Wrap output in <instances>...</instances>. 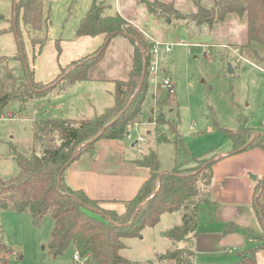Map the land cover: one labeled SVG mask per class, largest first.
Wrapping results in <instances>:
<instances>
[{"label": "trees", "instance_id": "trees-1", "mask_svg": "<svg viewBox=\"0 0 264 264\" xmlns=\"http://www.w3.org/2000/svg\"><path fill=\"white\" fill-rule=\"evenodd\" d=\"M14 22V34L18 41L19 57L22 67L26 68L24 82L10 93H0V115L5 107L18 103L24 109L29 101H39L53 91L88 80L89 70L100 62L111 40L124 35L133 46V63L126 81H116L114 105L106 108L99 115L90 119L68 120L42 118L32 122V148L29 155L19 152L10 145L9 155L18 168V174L7 181L0 180V209L15 213H27L32 226L40 224L44 216L52 219V229L46 251L52 258L61 256L72 247L82 258H88L87 264H121L126 261L120 255L124 248L123 238L140 237L146 227L156 225L161 215L178 212L180 221L167 230L164 235L175 247L161 258L174 264H194L196 254L193 243L199 235L197 215L199 210L210 207V189L212 184L213 156L202 160L201 165L192 170H180L177 161L170 172L160 169L157 153L149 150L134 163L149 170V178L139 188L133 199L120 203L122 213L103 211L97 213L99 203L113 201L91 200L82 191L71 189L64 180L66 169L84 153L94 150L98 140L123 141L124 136L134 123L139 122L142 105L150 90V78L153 46L148 38L137 29L127 25L117 12L104 15L99 5L93 4L81 20L76 35L95 37L104 35V42L96 51L83 59L72 62L61 69L45 88L40 91L36 86L44 83L34 81V71L29 66L24 54L21 38L17 29L18 19L33 37L31 44L38 47L40 54L45 45L35 33L42 24V0H11ZM151 16L163 18L169 23L183 20L196 26H208L222 23L227 15L235 14L239 20L244 16L247 21L246 44L236 46L240 55L248 62L264 70V0H216L210 9L197 5V12L182 14L171 4L159 0H140ZM103 10V9H102ZM47 25V19L44 20ZM36 55L32 57V63ZM221 60L236 62L231 52ZM235 58V59H234ZM7 58L0 57V62ZM11 77L13 71L6 66ZM117 118V119H115ZM157 125L166 122L160 113L151 117ZM238 128L235 130L217 127L223 131L232 146V153L243 152L252 148L264 150V132H257L247 126L245 116H238ZM256 137L250 143L253 136ZM95 140V141H94ZM159 137L158 141H163ZM94 141V142H92ZM92 142V143H91ZM262 190L259 191V187ZM258 196L253 202V209L261 226L259 232H249L247 237L255 242L252 249L241 253L240 258L229 264H257L256 254H264V175L256 185ZM223 235L241 232L231 224H225Z\"/></svg>", "mask_w": 264, "mask_h": 264}, {"label": "rangeland", "instance_id": "rangeland-1", "mask_svg": "<svg viewBox=\"0 0 264 264\" xmlns=\"http://www.w3.org/2000/svg\"><path fill=\"white\" fill-rule=\"evenodd\" d=\"M103 1L42 0L43 21L35 33L41 42L45 39L40 54L38 47L30 42L33 34L23 25L21 18L18 19L22 48L29 66H34L33 78L36 83L50 81L54 76L52 65L56 63L62 66L64 60L67 62V59L73 58L70 55L74 52L73 44L78 38L76 31L81 20L93 4L104 11V6L100 4ZM12 8L11 0H0V57L7 58L6 62H0L1 94L16 90L24 82L25 70L18 60L20 50L13 30ZM112 13L103 12L104 15ZM227 52L230 53L227 48L207 52L204 47L176 45L166 53L160 48L156 65L160 70L158 75L174 83L175 93L169 95L161 90L155 91L154 83L150 82V90L133 133L134 141L138 136L145 141L138 142L132 156L140 157L151 149L157 153L163 172H170L176 161L180 170H192L198 168L202 161H192V158L210 159L212 155L230 147L226 134L217 127L235 130L239 125L238 116L243 115L249 128L264 132V70L248 61L239 64L233 62L234 73L228 74L226 59L219 58V55L225 56ZM34 54L36 58L32 65ZM151 59L153 62L154 56ZM5 66L13 71L11 77V72L6 75ZM46 84L36 87L42 91ZM106 87L109 86L85 80L53 91L40 102L29 101L24 109L18 103L5 107L0 115V180L7 181L18 174L16 163L9 155L10 145L16 146L25 155L31 153L33 119L52 117L55 109L60 119H87L93 116L92 112L99 115V112L114 105V91ZM95 104L97 108H93ZM46 110L48 112L44 114ZM79 111L85 115L70 117ZM160 113L166 122L157 125L151 121V117ZM8 114L12 117L9 118ZM159 137L164 140L158 141ZM131 142L126 141L127 145ZM261 190L262 186L258 192ZM97 208V213L108 210L120 214L124 210L123 205L112 203H99ZM177 217L178 212L165 213L156 225L144 228L140 237L123 238L124 248L120 255L126 262L121 264H174L161 257L182 246L164 235L178 223ZM52 224L51 217L47 215L34 227L27 213L0 209V264H79L73 261L72 248L57 258L48 254L45 246ZM238 259L234 255L203 254L198 255L196 264H229ZM256 263L264 264L262 252L256 254Z\"/></svg>", "mask_w": 264, "mask_h": 264}, {"label": "crops", "instance_id": "crops-1", "mask_svg": "<svg viewBox=\"0 0 264 264\" xmlns=\"http://www.w3.org/2000/svg\"><path fill=\"white\" fill-rule=\"evenodd\" d=\"M159 1L173 5L182 14H193L197 12V5L210 9L216 0ZM100 4L104 6V11L117 12L128 26L143 33L153 44L158 42L175 46L204 47L207 52H211L219 50V48H227L230 51V48L233 47L230 45L240 46L246 44L247 41L245 16L239 20L235 14H229L222 23L209 28L208 26L198 27L194 23H186L183 20H179L175 24L169 23L163 18L151 16L147 7L140 0H105ZM104 39V35L78 37L73 44L74 52L70 55L73 58L67 59V62L64 60L62 66H58L56 63L52 65L51 71L54 76L44 84L51 82L60 74L61 69L68 67L72 62L79 61L96 51ZM160 48L164 50L163 47H159L157 54H153L152 66L157 65ZM132 63L133 46L124 35L116 36L111 40L103 59L89 70L88 81L97 82L102 86L108 85L110 90L114 91L116 81L127 80ZM228 63L232 68L235 66V62ZM32 69L34 71V66ZM109 87L106 88L109 89ZM88 95L91 96L90 93ZM95 107L96 104L93 108ZM47 112L48 110L44 111V114ZM52 114L53 116L49 118L60 119L57 109ZM92 114L91 118L97 115L96 112H92ZM81 115L85 114L79 111L70 117ZM80 118L70 120H80ZM126 141H96L93 155L84 153L66 169L64 174L66 184L73 190L82 191L91 200L113 201L108 203L120 205L122 202L133 199L150 174L148 169L138 167L134 163L137 158L143 155L132 156L138 143L132 141L127 145ZM212 156L213 178L210 189L212 204L210 207L202 208L197 215L199 235L193 243L196 254L194 264H196L198 255L203 254L210 256L220 253L224 256L234 255L240 258L241 253L252 249L255 245V242L246 234L261 230L253 209V202L258 196L256 185L264 175V150L252 148L232 153L230 143V147L224 148ZM180 217L181 213H178L176 219L178 223ZM225 224L245 229L247 232H232L223 235ZM72 250L74 255L75 251L73 248Z\"/></svg>", "mask_w": 264, "mask_h": 264}, {"label": "built area", "instance_id": "built-area-1", "mask_svg": "<svg viewBox=\"0 0 264 264\" xmlns=\"http://www.w3.org/2000/svg\"><path fill=\"white\" fill-rule=\"evenodd\" d=\"M174 46H175L174 44H161V43L156 42V43H154V46H153V54H155V55L157 54L159 47H163L165 52H170ZM230 52L235 56L236 63L247 61L245 58H243L240 55V52H239L238 48L232 47V48H230ZM150 71H151V73L153 75V83H154V90L155 91L161 90V91L166 92L169 95H173L175 93V85H174V83L171 82L168 78H162V77H160L158 75L160 70L158 69L156 64L151 67ZM7 116L9 118L12 117L11 114H8ZM263 124H264V121H263ZM137 126H138V123H134L132 125L131 129L129 130V132H127L125 134V136H124L125 140L134 141L133 140L134 139L133 133L136 131ZM144 141H145L144 138L138 136V137L135 138L134 142L138 143V142H144ZM73 260L75 262L79 263V264H87V262H88V258H82L78 254V252L74 253Z\"/></svg>", "mask_w": 264, "mask_h": 264}, {"label": "water", "instance_id": "water-1", "mask_svg": "<svg viewBox=\"0 0 264 264\" xmlns=\"http://www.w3.org/2000/svg\"><path fill=\"white\" fill-rule=\"evenodd\" d=\"M226 71H227V73L228 74H233V68H232V66H231V64L230 63H227V65H226ZM25 73L27 74V70H26V68H25ZM254 140V138L250 141V143L252 142ZM95 141V140H94ZM94 141H92V142H94ZM91 142V143H92ZM90 154H94V151H91L90 152Z\"/></svg>", "mask_w": 264, "mask_h": 264}]
</instances>
